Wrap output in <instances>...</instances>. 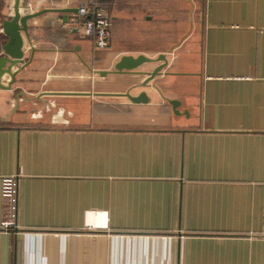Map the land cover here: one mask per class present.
I'll use <instances>...</instances> for the list:
<instances>
[{
	"label": "crops",
	"instance_id": "1",
	"mask_svg": "<svg viewBox=\"0 0 264 264\" xmlns=\"http://www.w3.org/2000/svg\"><path fill=\"white\" fill-rule=\"evenodd\" d=\"M111 20L105 50L72 13L28 20L24 64L0 78V222L2 180L18 193L0 264H264V0H202L197 36L157 54L168 65L147 87L136 72L158 64L111 73L146 54Z\"/></svg>",
	"mask_w": 264,
	"mask_h": 264
},
{
	"label": "rangeland",
	"instance_id": "2",
	"mask_svg": "<svg viewBox=\"0 0 264 264\" xmlns=\"http://www.w3.org/2000/svg\"><path fill=\"white\" fill-rule=\"evenodd\" d=\"M107 9L117 17L115 25L126 30L124 44L155 59L192 33L197 36L202 0H112Z\"/></svg>",
	"mask_w": 264,
	"mask_h": 264
},
{
	"label": "water",
	"instance_id": "3",
	"mask_svg": "<svg viewBox=\"0 0 264 264\" xmlns=\"http://www.w3.org/2000/svg\"><path fill=\"white\" fill-rule=\"evenodd\" d=\"M21 11L23 13H21ZM46 13L76 14L77 9H42L34 13H28L26 2L21 4L20 0H13L12 14L8 18L4 19L1 23V32L7 37V41L2 47L3 57L0 58V78L4 74H12L10 73L8 66L13 67L24 64L23 35L27 42H29L27 22L30 19H35ZM7 64L8 66H6ZM145 64L158 65L149 72H136ZM167 65L168 60L166 58V54H160L155 59L146 57L142 54L137 55L136 57L125 55L120 57L118 62L114 65V69L111 73L123 74L136 72L137 74L144 75L146 78L144 82L138 87H147L150 81L162 74V70L167 67ZM95 73L100 76H105L107 74V72L101 71H95ZM118 96L127 97L134 104H145L148 102V97L145 92H141L137 96H131L129 92L120 95L118 94ZM168 103L171 105L173 111L177 112L176 109L178 103L174 100H170Z\"/></svg>",
	"mask_w": 264,
	"mask_h": 264
},
{
	"label": "built area",
	"instance_id": "4",
	"mask_svg": "<svg viewBox=\"0 0 264 264\" xmlns=\"http://www.w3.org/2000/svg\"><path fill=\"white\" fill-rule=\"evenodd\" d=\"M37 7L27 5V12L34 13ZM76 32L84 39H90L95 49L105 50L111 43L112 20L108 10L101 5V0H81L77 7ZM17 181L15 177L2 180L1 197L3 214L0 229L15 232L17 224Z\"/></svg>",
	"mask_w": 264,
	"mask_h": 264
}]
</instances>
